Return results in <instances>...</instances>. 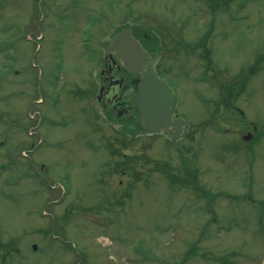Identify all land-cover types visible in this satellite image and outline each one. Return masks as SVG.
Masks as SVG:
<instances>
[{"label":"rangeland","instance_id":"1","mask_svg":"<svg viewBox=\"0 0 264 264\" xmlns=\"http://www.w3.org/2000/svg\"><path fill=\"white\" fill-rule=\"evenodd\" d=\"M227 1L0 0V264H264V0ZM127 24L161 42L177 142L85 95ZM210 31L211 60L185 46Z\"/></svg>","mask_w":264,"mask_h":264},{"label":"water","instance_id":"2","mask_svg":"<svg viewBox=\"0 0 264 264\" xmlns=\"http://www.w3.org/2000/svg\"><path fill=\"white\" fill-rule=\"evenodd\" d=\"M132 32V27L123 28L113 35L109 48L116 51L126 66L140 72V78L133 80L139 87L137 104L141 111L140 122L148 130H164L173 139H177L187 125V120L181 116L172 117L175 96L153 71L156 53L152 54V60L145 65L149 54L133 37ZM245 137L249 138L250 134Z\"/></svg>","mask_w":264,"mask_h":264},{"label":"flooded vegetation","instance_id":"3","mask_svg":"<svg viewBox=\"0 0 264 264\" xmlns=\"http://www.w3.org/2000/svg\"><path fill=\"white\" fill-rule=\"evenodd\" d=\"M134 34L142 42V45L152 53L158 51L159 56L154 62L155 71L160 65V43L152 40L151 36L143 33V29L135 28ZM95 73V69L92 70ZM98 76H92V92L94 97L102 107L103 119L105 123L136 121L138 122L139 110L136 104L137 87L133 84V79L138 77V73L132 72L117 56L115 51L106 52L104 50L100 58ZM178 115V112H174ZM250 123V121H249ZM126 132V131H125Z\"/></svg>","mask_w":264,"mask_h":264}]
</instances>
